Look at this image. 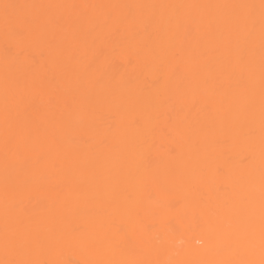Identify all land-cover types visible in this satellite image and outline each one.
<instances>
[{"label":"bare ground","instance_id":"bare-ground-1","mask_svg":"<svg viewBox=\"0 0 264 264\" xmlns=\"http://www.w3.org/2000/svg\"><path fill=\"white\" fill-rule=\"evenodd\" d=\"M0 264H264V0H0Z\"/></svg>","mask_w":264,"mask_h":264},{"label":"rangeland","instance_id":"rangeland-1","mask_svg":"<svg viewBox=\"0 0 264 264\" xmlns=\"http://www.w3.org/2000/svg\"><path fill=\"white\" fill-rule=\"evenodd\" d=\"M157 217H159V218H161V217H163L164 216V214H159V213H156L155 214ZM197 244H200L199 242H197Z\"/></svg>","mask_w":264,"mask_h":264}]
</instances>
